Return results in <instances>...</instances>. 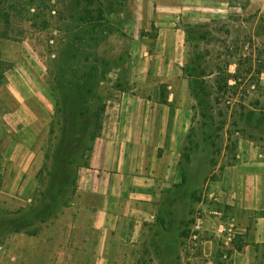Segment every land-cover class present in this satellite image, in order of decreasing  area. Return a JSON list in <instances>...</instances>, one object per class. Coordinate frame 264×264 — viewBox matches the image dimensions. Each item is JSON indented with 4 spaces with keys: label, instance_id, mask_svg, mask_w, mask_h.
I'll return each instance as SVG.
<instances>
[{
    "label": "rangeland",
    "instance_id": "1",
    "mask_svg": "<svg viewBox=\"0 0 264 264\" xmlns=\"http://www.w3.org/2000/svg\"><path fill=\"white\" fill-rule=\"evenodd\" d=\"M233 5L194 26L176 70L193 96L184 158L210 186L237 161L264 163V0ZM131 16L112 0H14L0 11V264H97L94 232L70 225L71 207L108 103L141 91ZM210 186L181 191L150 243L109 264H192L181 246L194 214L224 208ZM28 239L40 255L22 262Z\"/></svg>",
    "mask_w": 264,
    "mask_h": 264
},
{
    "label": "crops",
    "instance_id": "2",
    "mask_svg": "<svg viewBox=\"0 0 264 264\" xmlns=\"http://www.w3.org/2000/svg\"><path fill=\"white\" fill-rule=\"evenodd\" d=\"M112 1L126 4L132 13L140 73L135 81L141 91H124L108 103L100 135L78 173L70 225L80 229L83 223L86 237L88 230L94 232L92 258L97 264L133 260L134 249L138 255L150 243L163 207L172 210L181 191L210 186L206 174L197 173L195 164L184 158L193 96L189 80L176 70L189 41L187 28L224 18L235 9L233 0ZM242 149L245 154L246 146ZM216 178L210 189L220 194L226 214L239 223L232 264L263 262L264 163L237 161ZM83 241L71 239V244L87 246L89 239ZM26 244L22 262L40 255L31 252L29 239Z\"/></svg>",
    "mask_w": 264,
    "mask_h": 264
},
{
    "label": "built area",
    "instance_id": "3",
    "mask_svg": "<svg viewBox=\"0 0 264 264\" xmlns=\"http://www.w3.org/2000/svg\"><path fill=\"white\" fill-rule=\"evenodd\" d=\"M238 231L239 223L224 208L203 206L182 240L181 255L192 264H231Z\"/></svg>",
    "mask_w": 264,
    "mask_h": 264
},
{
    "label": "trees",
    "instance_id": "4",
    "mask_svg": "<svg viewBox=\"0 0 264 264\" xmlns=\"http://www.w3.org/2000/svg\"><path fill=\"white\" fill-rule=\"evenodd\" d=\"M11 1H14V0H0V11L3 10V6H4V5L10 3ZM10 10L13 11L14 9L11 7ZM8 13H9V12H8ZM9 15H10V14H7V17H10ZM196 28H197V27H191V26H189V27L187 28V33H188V35L190 36V35H192V33L197 32V30H195Z\"/></svg>",
    "mask_w": 264,
    "mask_h": 264
}]
</instances>
